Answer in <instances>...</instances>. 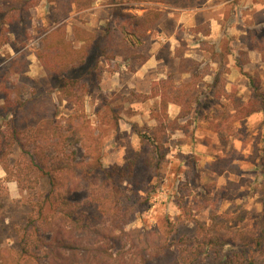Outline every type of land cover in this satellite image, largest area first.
I'll use <instances>...</instances> for the list:
<instances>
[{"label": "rangeland", "instance_id": "rangeland-1", "mask_svg": "<svg viewBox=\"0 0 264 264\" xmlns=\"http://www.w3.org/2000/svg\"><path fill=\"white\" fill-rule=\"evenodd\" d=\"M114 8L135 16L159 10L163 16L136 39L117 29ZM0 12V24L8 21L5 32L0 28L8 40L0 47L2 131L60 120L69 135L67 156L73 154L82 167L99 162L111 172L125 170L114 176L126 212L124 228L168 233V248L148 264H220L225 256L236 259L237 252L264 264L263 107L257 104L252 115L232 122L233 98L253 100L254 86L264 97V60L257 49L264 46V0H96L82 11L69 0H0ZM195 27L209 35L193 32ZM151 55L155 69L137 80L141 57ZM193 73L199 79L191 94L201 96L202 105L193 103L191 113L178 120L183 129L166 125L163 131L158 99L137 96L166 77L187 89ZM61 79L88 87L76 91L81 106L64 100ZM221 91L231 99L214 97ZM175 108L168 106L170 120L179 115ZM211 124L219 129L211 131ZM137 133L149 139L141 143ZM154 150L162 156L158 169L147 165ZM6 151L22 186L7 181L0 165V247L16 250L15 231L38 205L44 216L53 204L46 178L35 172L33 188L17 146ZM133 159L136 165L128 171ZM72 200L90 226L104 225L86 189ZM211 236L223 244L208 246ZM121 244L115 241L114 247Z\"/></svg>", "mask_w": 264, "mask_h": 264}, {"label": "trees", "instance_id": "trees-1", "mask_svg": "<svg viewBox=\"0 0 264 264\" xmlns=\"http://www.w3.org/2000/svg\"><path fill=\"white\" fill-rule=\"evenodd\" d=\"M95 1L69 0L76 11L89 8ZM125 1L142 3L164 0ZM111 16L123 36L141 39L156 28L162 19L163 12L147 10L141 16H135L114 8ZM7 23V20L2 21L0 28ZM5 29L4 26V32ZM2 31L3 29H0V47L8 42ZM193 32L209 34L204 27H195ZM59 43L62 44L63 41ZM263 48L264 46L261 45L257 48L262 60H264ZM238 54L244 55V52L240 50ZM146 60L147 56L141 57L139 65ZM198 79L195 73L191 74L190 81L187 83L188 88L185 89L177 87L170 77H166L154 82L149 94L137 97L143 101L158 99L157 121L163 131L167 126L174 130H181L183 126H179L178 120L184 119L191 113L193 103L202 105L201 96L198 98L191 94V91L196 88ZM213 79L215 85L218 76H214ZM80 87L88 91V87L85 84L81 85L77 79L58 81L59 92L64 100L72 105H82L81 96L76 94ZM253 89V100L244 102L233 98L232 122L242 121L252 115L256 111L257 104L264 110L263 95L256 92V86ZM214 95L217 98L225 96L231 99L223 91L215 92ZM203 98L207 101V94H203ZM170 104L180 109L179 115L173 120H170L168 115ZM209 129L216 131L219 126L211 124ZM137 134L141 143L149 139L144 134ZM68 138L69 135L63 130L61 121L53 118L44 119L34 127L23 130L12 126L6 133L0 128V165L6 174V180L15 181L18 186H22V179L13 176V169L7 159V147L16 145L27 169L26 175L29 181L34 182L33 188L36 178L31 177L35 172H40L47 180L48 198L53 204L52 212L44 216L43 205H38L36 213L30 214L26 224L15 231L18 249L0 247V264H148L150 260L159 258L169 246L168 233L160 235L154 230L124 228L126 212L122 211L121 190L114 176H124L125 170L111 172L103 168L99 162L95 165L88 163L84 167L80 166L73 154L67 156L65 152ZM150 159L147 165L158 169L162 156L154 150ZM135 165L136 160H130L126 169L132 171ZM84 189L87 190L89 199L97 204L104 219L103 226H90L84 216L79 213L80 203L72 200L74 194ZM115 241L122 243L120 248L114 247ZM222 244L223 242H220L219 237L216 236H211L207 240L208 246ZM256 245L260 246V243L257 242ZM246 246L247 244H244L242 249ZM234 258L236 259L232 260L230 256H225L220 264H255L251 258L238 256V252ZM241 258L245 261L240 260Z\"/></svg>", "mask_w": 264, "mask_h": 264}, {"label": "crops", "instance_id": "crops-1", "mask_svg": "<svg viewBox=\"0 0 264 264\" xmlns=\"http://www.w3.org/2000/svg\"><path fill=\"white\" fill-rule=\"evenodd\" d=\"M211 29L213 30L214 28L212 27L211 25ZM200 34V33H199ZM212 34H214V31H212ZM209 35V34H208ZM208 35H205V36H208ZM219 36V33L216 35V37ZM212 37V35H211ZM152 53V52H151ZM157 65V60L155 58L154 55H151L147 61H145L141 67L137 70V72L134 73V77L137 79V80H145L147 78V76L149 77L150 73L155 69ZM153 81H158V80H153ZM176 107L175 109H177V106L176 105H173V104H170L169 107L172 108V107Z\"/></svg>", "mask_w": 264, "mask_h": 264}]
</instances>
